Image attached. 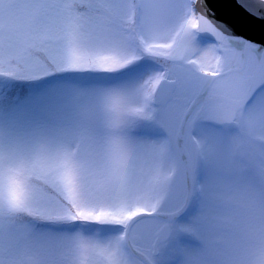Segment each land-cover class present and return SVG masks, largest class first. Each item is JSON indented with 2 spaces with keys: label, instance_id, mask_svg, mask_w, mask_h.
Returning <instances> with one entry per match:
<instances>
[{
  "label": "snow or ice",
  "instance_id": "6c2138e0",
  "mask_svg": "<svg viewBox=\"0 0 264 264\" xmlns=\"http://www.w3.org/2000/svg\"><path fill=\"white\" fill-rule=\"evenodd\" d=\"M0 0V264H264V0Z\"/></svg>",
  "mask_w": 264,
  "mask_h": 264
},
{
  "label": "water",
  "instance_id": "95a60500",
  "mask_svg": "<svg viewBox=\"0 0 264 264\" xmlns=\"http://www.w3.org/2000/svg\"><path fill=\"white\" fill-rule=\"evenodd\" d=\"M234 2L235 0H231V3ZM209 3L214 6L218 19L222 23L234 26L240 31H246L253 27L237 10L229 6L230 0H209Z\"/></svg>",
  "mask_w": 264,
  "mask_h": 264
}]
</instances>
